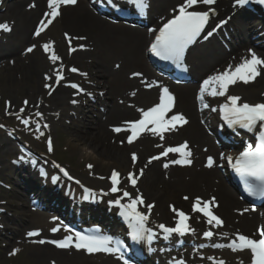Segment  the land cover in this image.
I'll return each mask as SVG.
<instances>
[{"label":"bare ground","instance_id":"1","mask_svg":"<svg viewBox=\"0 0 264 264\" xmlns=\"http://www.w3.org/2000/svg\"><path fill=\"white\" fill-rule=\"evenodd\" d=\"M184 2L185 0H147V7H141V10L154 14V16L149 17V20L153 25H156L160 19L162 20L168 15L175 16L178 14L179 5ZM43 5L44 0H15L5 9L0 19L2 23L8 22L11 25L10 35L7 36L6 32L1 30L3 32L0 34V66L8 56L14 57L17 60L16 65L22 69L25 78L28 77L29 73L37 78L36 82L32 83L33 88L30 89L29 97L21 99L19 109L37 111L38 114H42L40 116L49 118L54 124L65 120L64 117L69 118L70 114L74 115L76 120L72 121L69 118V123L72 122V125L67 124L66 127L76 139H83L88 136L95 137L98 144L101 142L104 145L102 142L104 140L111 147L110 143L114 142L115 137L109 129H106V126L108 124L114 125L115 128L128 126L142 108L148 107L152 103L153 96L159 92L162 93V89L167 87L174 93L175 97L173 115L183 114L188 122L178 125L174 131L164 132L163 140L150 132L135 144L124 141L126 152L112 148L114 152L112 157L115 163L123 164L125 170L127 169L126 172L129 169L134 171L135 167L125 161L124 157L129 151L138 153L140 156L138 162L146 166V172L141 176L142 185L136 187L143 192V198L146 196V199H152L147 201L153 203L152 215L148 216L147 220L165 225L172 221L173 212L164 202L166 196L167 198L171 196L164 189L157 188L159 183L167 182L166 185L170 188V194L176 199L175 202L178 205L188 204V199L192 198H202L208 201L215 197L216 205H218L214 206L215 212L221 214L224 221L219 231L229 230L228 235L234 234L236 229L245 232L253 231L257 225L256 214L254 215L249 211L243 214L242 208L237 205V196L222 181L217 168L209 167L202 160L204 154L216 152L217 149L204 133L202 125L198 123L196 105L194 106L190 99L195 88L188 85L171 88L154 79L151 71L147 68L143 51L148 39L147 33L137 28L111 23L95 14L96 12L84 0H78V4L74 6L76 8L66 7L61 13L59 21L55 23L56 26L54 27L57 31L45 43L49 45L48 51H45L43 47L39 52L32 54L29 64L21 65V60L27 56L23 55L20 46L25 41L37 42L38 39L33 36L30 28L32 20L40 13ZM210 8L215 10L214 15L210 14V20L215 16L238 12V7H235L231 0H218L211 6L198 4L195 10H208ZM235 21H239L243 25L242 27L239 26V23L238 26L234 25L229 32V37L226 34L223 37L215 35L208 42H199L192 51L189 68L194 81H197L198 78L206 80L209 76L223 72L229 65H232L234 69L244 58H250L249 50L264 58V46L256 45L253 41L254 34L258 31L257 23L251 20L243 21L241 17L234 15L228 25L235 24ZM257 36L259 39H263L264 34L258 33ZM80 37H85V39H80ZM68 45L74 47L73 53H70ZM53 54L59 56L60 59L53 62L51 59ZM71 62L80 64L79 74L76 75L67 70L66 66ZM57 72L63 76L59 83L56 82L55 78ZM258 72L259 74L255 79L248 83L238 80L234 85H230L227 95L239 96L242 98L241 102L264 103V66H259ZM133 73L140 75H133ZM81 76L85 78L94 77L99 86L107 89L106 93L110 100V103L107 104L108 109L105 111L107 112L106 116L102 114L105 118L97 119L94 124L89 122V118H82L80 115L82 111L76 105L77 103L83 105V91L89 92V89L92 88L89 85V80L87 82L88 90L85 89V86L76 90L67 84L70 78H81ZM149 83L151 84L150 88L147 87ZM24 101H28L27 105ZM16 107L15 101H11L6 110L11 111ZM104 108L101 111H104ZM204 112L209 117H213V114L208 111L205 110ZM60 115L64 117L61 118ZM121 122H123L122 125H120ZM92 127L96 130H92ZM116 138L118 140L123 139L119 133ZM166 142L171 143L172 146L178 142H187L194 150L192 164L181 167L177 163H170L171 160L168 159L152 160L149 163L152 149ZM13 143L10 138L6 137L1 140L0 145H5L7 149L12 150L14 149ZM165 163L169 165L168 168L163 167ZM7 168L12 170L13 166L10 165ZM24 179L27 181L24 187L31 188L32 191L40 190L39 181H33L35 178L31 173H27ZM39 179L37 177V180ZM102 185H104L102 188L108 187L105 182H102ZM129 189L135 194V189ZM38 195L41 196V194ZM55 195L58 200L64 198L60 192L55 193ZM190 213L194 227L197 228L201 223L209 225L199 213L192 210ZM32 220L38 224V227L47 228L45 216L35 215ZM74 249L72 247L57 250L48 244H35L32 255L35 259L51 257L59 264H85L84 257L87 258V256L73 252ZM183 253L187 254L186 251ZM229 258L228 256L227 262ZM103 263L116 264L113 260H104ZM231 264L235 263L232 261ZM240 264H247V262H240Z\"/></svg>","mask_w":264,"mask_h":264},{"label":"snow or ice","instance_id":"2","mask_svg":"<svg viewBox=\"0 0 264 264\" xmlns=\"http://www.w3.org/2000/svg\"><path fill=\"white\" fill-rule=\"evenodd\" d=\"M216 0H185L184 3L179 5L178 14L175 15L172 19L168 20L163 26L159 29V35L156 36L155 42L151 45V51L157 56L165 60H181L184 56L186 48L192 44L201 32L204 31L205 26L209 22L210 14H215L214 9H209L206 11L195 10L197 4L203 5H212ZM249 0H235L237 5H245ZM77 0H48V6L51 9L49 13H46V17H51L47 20V24H51L57 16L60 15L61 5H75ZM135 3L142 8H146L145 0H135ZM259 3L264 4V0H259ZM221 23H224L222 21ZM42 20L40 22V27L36 30L35 34L37 36L44 30L47 26ZM0 29L11 31V28L7 23L0 24ZM67 35V34H66ZM209 36L212 35V32L208 33ZM80 39H85V37H80ZM29 47L28 52H32L33 48ZM83 47V46H81ZM45 51H48L49 45H44ZM250 51V58H244L240 64H238L234 69L232 65H229L227 69L223 72H219L212 76H209L203 82V87L200 92V100L203 102L204 94L208 93L212 96H225L229 103H225L222 106L224 119L227 121L228 125H241L244 128L252 129L257 126V124H264V103H255L251 104L248 102H241L242 98L236 95H227L230 85H234L237 81H243L248 83L255 79L259 74L258 67L264 66V58L257 56V54ZM53 62L60 59L59 56L53 54L51 56ZM72 71H77L73 68ZM133 75H140L139 73H133ZM63 79L61 75H57L56 82ZM74 87H78L74 85ZM134 94V93H133ZM174 95L169 91L167 87L162 89V95L160 102L155 106L149 108L147 111L140 110L142 112V118L134 122H129V131L131 135L128 137V142L131 143L134 137H138L141 132L145 129L151 132L154 136H159L161 140L164 139V132L176 130L177 125L186 124L188 121L183 114H174L170 118H166L167 114L172 111L174 106ZM75 103V101H73ZM27 105L28 101H24ZM207 106V105H205ZM215 111V109H213ZM42 115V114H38ZM25 125L29 124L28 119L22 121ZM150 126V127H149ZM3 127V125H0ZM115 131H121L120 128H116ZM49 145L51 141L49 140ZM187 142L180 146L168 147L165 151L160 153L159 156H153L150 158L149 163L152 160L160 159L161 156H168L169 153H182L183 158L180 160H173L172 163L177 164H191V160L188 158L191 156L190 150H187ZM23 159V157H21ZM137 156L135 153L132 154V160L135 161ZM231 159V157H228ZM213 159L208 158V166L213 165ZM168 164L163 165L164 168H168ZM92 165H89L91 168ZM235 171L244 178L245 189L251 196H264V136L261 137L260 143L257 146L249 144L244 151L239 154V157L236 159L233 164ZM144 170H140V176L143 175ZM119 173L115 170L112 172L111 180L112 187L111 192L115 193L119 191L118 177ZM134 174L129 173V178L133 186L137 183L139 177L133 178ZM251 178V180L249 179ZM91 191V190H89ZM123 196L130 197L131 194L127 191L123 192ZM187 199V197H185ZM115 204L123 210V215L129 219V222L132 224L133 228V238L141 239L143 238L144 233L147 231L151 233L150 229L145 228L148 215L146 213L140 212L138 210V205L143 204L144 200L142 195H138L136 198L131 199L129 203L122 204L120 200H115ZM201 198H196L195 204L193 206L194 211H199L207 217V223L209 225L215 224L216 227H221L224 224V221L217 215L214 214L210 205H216V198L212 197L208 201H203V206H201ZM150 210L153 205H147ZM172 210L177 211L174 207ZM248 211V209H244ZM178 222L175 227H167L165 225H160L159 227L163 229L164 233L171 235L173 233H178L184 235L189 231H194L190 228L188 221L190 217L185 214L183 211L178 213ZM58 228H53L52 231H58ZM260 232L259 239L250 238L247 235L237 234V239H234L231 242L230 247L234 251L236 250H251L253 254V264H264V228L258 230ZM38 231L28 233L29 236L38 235ZM154 233L148 236L149 240L154 238ZM214 233L209 230L204 232V236L212 237ZM225 235H227L225 233ZM113 238L107 235L99 234H84L82 232L75 233V240L72 235L66 236L61 240H52L48 241L62 249H68L74 247L77 250H84L89 254L104 252L108 254H117L119 253L120 258L123 259L124 253L121 251L120 243L117 242L116 246L112 244ZM39 243H45L44 240L38 241ZM19 250H14L13 253L18 252ZM214 259V258H210ZM125 264H128L125 261ZM177 264H182V262H177ZM218 264H225L224 261H219Z\"/></svg>","mask_w":264,"mask_h":264},{"label":"rangeland","instance_id":"3","mask_svg":"<svg viewBox=\"0 0 264 264\" xmlns=\"http://www.w3.org/2000/svg\"><path fill=\"white\" fill-rule=\"evenodd\" d=\"M0 3H4V6H6L8 3H11V1L0 0ZM41 9H43V7ZM37 18L38 16H36L32 20V28ZM55 31H57L56 28L55 30L48 31L46 36H54ZM24 45L25 43H23L21 47H23ZM144 48H146L145 45ZM36 52H39L38 48L33 53ZM32 54L28 55V57H26L25 59H22L21 65L25 66L29 64ZM8 60L9 59H7L6 62H3V64L0 66V125H3V127H0V142L7 136L11 137V140H15L13 137L19 136V139H17L18 141L21 140L20 142L22 143H30L33 147L38 148L51 160H55L57 163L64 165L66 168H68V170L85 181V183H87V185H90L91 187H102V183L98 181L101 179V177L103 178L102 182L105 181L106 183L110 184L109 174L112 170H115L116 172L121 174L123 179L122 183L120 184L121 190H128V188L131 187L129 173H133L135 171L133 173V178L139 177L140 170L143 168L138 165L134 167V171H130L129 169L126 173L127 169L125 170L123 164L115 163L112 157V155H114L112 148L125 150L126 152L124 146L118 144V141L115 144H113V142L112 144L110 143L111 147L108 145V142L104 140H102V142H104V145H102V143L99 141L98 144L95 141V137L90 136L83 139H76L75 136L71 132H69L68 128L66 127L69 118L72 121H74L75 119L71 117H64L65 114L63 116L65 120H61V122H57L56 124H54L49 118L47 119L46 117L38 115L37 111L19 109V106L22 102L21 99L29 97L28 94L30 92V89L33 88L32 83H35L37 78L35 75L30 73L28 77L25 78L22 69H19V67L16 65L17 60L13 62L14 64H10ZM76 65L80 66L78 62H71V64H68L66 66L67 70L71 71V66H75L74 68H77ZM57 75L58 73H56V76ZM71 80H74V82H76L78 79H70L69 82H71ZM102 89L105 90V88L103 87L100 90ZM11 101H15L17 107L16 109L8 111L6 110V107ZM191 101H194L193 96L191 97ZM93 117L94 116L90 113V122L94 120ZM24 119L29 120L28 125H25L22 122ZM79 121L81 122V120ZM92 130L95 131L96 129L92 127ZM49 140L51 141V145L47 147V144L49 145ZM46 147L49 151L46 149ZM159 149L163 150L164 147H160ZM154 152L157 151L153 150V153ZM2 153L3 146H0V181H5L7 182L6 184L9 185L11 184V188L8 186L3 187L0 185V209L3 212L0 213V264H49V257L41 260L35 259V257L32 255V245L18 244L16 246H13L15 242L13 243V239L8 237L12 236V234L7 232L2 227V225H9L10 227L14 228V231L17 230V232H20L19 229H22V227L26 229L37 226L30 220V210H24L20 198L15 195V186L11 182L9 170H6L7 165H9L11 161H9V159ZM133 153L134 151L127 152L126 157L124 158L126 163L130 165L133 164L134 166V163H132ZM59 160L62 163H60ZM89 165H92V167L89 168ZM166 183L167 182L159 183L160 185H158L157 188L162 190L164 189L166 192H168L167 194L171 196H168V198L167 196L165 197L164 202L166 205L171 202L176 204V199L170 194V188H168ZM141 185L142 181L140 178V184L138 186ZM138 189V187L135 188V190ZM138 193L140 192L138 191ZM138 193H135V196L132 195L131 197H137L139 195ZM148 199L152 200L151 198ZM16 249H18L19 251L15 252L14 254H10L13 253Z\"/></svg>","mask_w":264,"mask_h":264}]
</instances>
